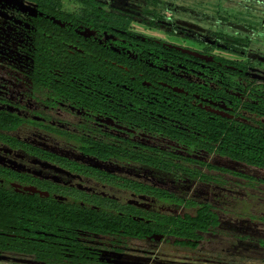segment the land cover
<instances>
[{
  "label": "flooded vegetation",
  "instance_id": "af4514ba",
  "mask_svg": "<svg viewBox=\"0 0 264 264\" xmlns=\"http://www.w3.org/2000/svg\"><path fill=\"white\" fill-rule=\"evenodd\" d=\"M186 2L0 0V264H264V60Z\"/></svg>",
  "mask_w": 264,
  "mask_h": 264
},
{
  "label": "rangeland",
  "instance_id": "374dc122",
  "mask_svg": "<svg viewBox=\"0 0 264 264\" xmlns=\"http://www.w3.org/2000/svg\"><path fill=\"white\" fill-rule=\"evenodd\" d=\"M191 2L189 5L197 7L213 18L212 26L218 31L229 33L234 37L247 38L253 58L264 60V0H180ZM188 2H186L188 4ZM210 7L206 8V7ZM222 21L237 27L233 32L226 27H218ZM224 25V24H223ZM222 26V25H221ZM264 68V67H263Z\"/></svg>",
  "mask_w": 264,
  "mask_h": 264
},
{
  "label": "water",
  "instance_id": "95a60500",
  "mask_svg": "<svg viewBox=\"0 0 264 264\" xmlns=\"http://www.w3.org/2000/svg\"><path fill=\"white\" fill-rule=\"evenodd\" d=\"M20 263H22V264H28L29 262H26V261H20Z\"/></svg>",
  "mask_w": 264,
  "mask_h": 264
},
{
  "label": "trees",
  "instance_id": "16d2710c",
  "mask_svg": "<svg viewBox=\"0 0 264 264\" xmlns=\"http://www.w3.org/2000/svg\"><path fill=\"white\" fill-rule=\"evenodd\" d=\"M239 43H242L243 41L242 40H238ZM26 216H28V214H26Z\"/></svg>",
  "mask_w": 264,
  "mask_h": 264
}]
</instances>
